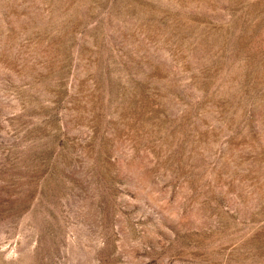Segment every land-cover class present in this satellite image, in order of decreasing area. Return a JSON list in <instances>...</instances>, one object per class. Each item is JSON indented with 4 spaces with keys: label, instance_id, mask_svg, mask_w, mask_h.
<instances>
[{
    "label": "rangeland",
    "instance_id": "rangeland-1",
    "mask_svg": "<svg viewBox=\"0 0 264 264\" xmlns=\"http://www.w3.org/2000/svg\"><path fill=\"white\" fill-rule=\"evenodd\" d=\"M0 264H264V0H0Z\"/></svg>",
    "mask_w": 264,
    "mask_h": 264
}]
</instances>
